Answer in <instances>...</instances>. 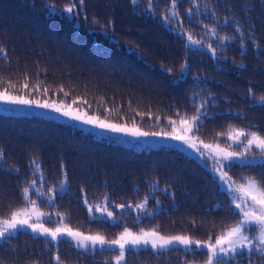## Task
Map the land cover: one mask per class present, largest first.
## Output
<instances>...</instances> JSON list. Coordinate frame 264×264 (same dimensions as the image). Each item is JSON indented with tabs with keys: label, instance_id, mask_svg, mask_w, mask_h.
Returning <instances> with one entry per match:
<instances>
[{
	"label": "trees",
	"instance_id": "16d2710c",
	"mask_svg": "<svg viewBox=\"0 0 264 264\" xmlns=\"http://www.w3.org/2000/svg\"><path fill=\"white\" fill-rule=\"evenodd\" d=\"M70 3L78 15L64 11ZM0 49V90L12 95L76 100L94 115L154 132H171L170 119L179 125L199 111L191 133L226 147L219 133L230 126L264 134V0H0ZM0 150V217L27 203L23 189L35 180L53 188L51 203L32 189L28 199L107 238L127 227L214 242L241 219L210 160L178 147L137 148L55 116L0 110ZM224 170L237 182L264 183V160ZM102 201L118 220L90 214L88 205ZM142 201L144 212L135 208ZM208 254L128 247L120 264H204ZM118 255L117 247L84 249L24 228L0 239V264H116ZM229 264H264V254L239 251Z\"/></svg>",
	"mask_w": 264,
	"mask_h": 264
},
{
	"label": "snow or ice",
	"instance_id": "6c2138e0",
	"mask_svg": "<svg viewBox=\"0 0 264 264\" xmlns=\"http://www.w3.org/2000/svg\"><path fill=\"white\" fill-rule=\"evenodd\" d=\"M78 2L82 4L83 0H78ZM132 3L135 4L136 0H132ZM171 3L174 6L178 3V0H171ZM49 7L54 6L50 5ZM64 11L78 15L75 3L68 4ZM188 11L191 12L192 9H188ZM53 14L52 12L49 13V15ZM175 14L173 12V15ZM165 19H167V16ZM212 35H216L215 29L212 30ZM223 39L231 38L225 37ZM187 40L194 45H201L202 43L200 39H195L191 33L187 34ZM208 48L211 49L213 55L216 54V49L212 48L211 44L208 45ZM0 53L6 57L3 49H0ZM23 87L27 89L28 84L25 83ZM38 87L39 85H37ZM46 91L47 89H45ZM249 95H254L251 89L249 90ZM259 99L264 101V95L260 96ZM0 101L20 105H37L45 109H52L55 112L62 113L64 116L84 121L87 124L95 125L102 129H110L114 132L129 133L134 136H170L178 141H182L195 149L201 156L209 155L212 157L213 171L218 174V179L224 185L225 190L231 194V203L233 205L231 214L241 217L235 224L225 226L219 230L214 242L212 236H209L206 241H201L198 239L194 240L186 235L163 236L156 229L147 231L140 229L139 232H133L127 227L119 233L117 238L108 239L99 233L86 235L79 230L72 229L62 222V213L56 214L60 219L55 221L56 226L54 228L46 227L43 217L51 216V214L40 211L36 201L28 199L30 185L23 189L24 198L27 200V203L23 207L12 210L8 217H0V239H6L21 228H28L33 233L50 236L53 241H58L61 236L71 237L76 242L77 247L84 249H88L90 246L92 249H95L97 245L101 248L105 245L116 246L119 249V255L114 258L116 264H120L125 259V252L129 246L133 250H137L140 245H151L153 249L167 248L174 244L183 245L187 249L195 245L198 248L207 249L209 254L205 264H229V258L234 259L238 249H247L251 252L253 245L256 250L264 254V183L252 176H241L242 182H237L228 175L227 171H224L225 167L231 169L233 166L245 163V158L254 148L258 149L261 157L264 158V134L230 126L227 133H219V135L226 136L231 143L228 147H221L219 144L204 143L202 140L189 135L194 129L198 130L199 128V111L190 118L181 116L179 126L176 121L170 119L169 123L173 129L171 132L150 133L142 131L135 125L128 127L125 124H117L106 119H100L98 116L87 115L86 112H81L79 109L73 107V104L77 103L76 100H73L70 104H66L63 101L57 103L56 101L50 102L49 100H33L28 99L26 96L11 95L7 90H4L0 91ZM200 107H203V105ZM201 144L203 145V149L209 151H203L199 147ZM233 144L241 145V151L231 150ZM3 155V151L0 150V157H3ZM35 183L36 181L33 180L32 185H35ZM118 207L123 209L125 205L120 204ZM135 207L142 208L144 204H139ZM91 208L92 206L89 205L90 211ZM100 211L104 212V209L101 208ZM106 215L113 217L112 212H107ZM55 259L58 262L60 260L59 256H56Z\"/></svg>",
	"mask_w": 264,
	"mask_h": 264
},
{
	"label": "rangeland",
	"instance_id": "374dc122",
	"mask_svg": "<svg viewBox=\"0 0 264 264\" xmlns=\"http://www.w3.org/2000/svg\"><path fill=\"white\" fill-rule=\"evenodd\" d=\"M0 91H4V90H0ZM28 99H30V98H28ZM33 100H36V99H33ZM38 100H40V99H38ZM41 101H43V100H41ZM49 101L51 102L52 100H49ZM56 102L59 103L61 101H56ZM64 103L70 104L72 102H64ZM73 107L79 109L81 112H86L87 115H90V116L91 115H94V114L88 112L86 109H84L82 107L76 106L74 104H73ZM0 110L7 111V112H15V113H40V114H44V115H48V116H55V117H58V118L67 120V121H69V122H71V123H73L75 125L81 126V127L85 128V129H88V130L92 131L93 133H95L96 135H103V136H107V137H113V138H116V139H118V140H120V141H122V142H124V143H126L128 145H131V146L137 147V148H139V147H148V146H158V145L178 147V148L183 149L187 153H189L191 155H194L196 157H199V158H208L210 160V162H211L209 164V168L211 169L212 173L217 178L218 183H219V186L225 190L224 185L218 179V174L213 171V160H212V157L211 156H209V155L201 156L200 153H198L195 149L189 147L184 142L178 141V140H176V139H174V138H172L170 136H155V135H149V136H134V135H131L129 133L114 132V131H112L110 129H102V128H99V127H97L95 125L87 124V123H85L84 121H81V120H75V119H73L71 117L64 116L62 113L55 112L52 109H45V108L39 107L37 105H20V104H14V103H9V102H5V101H0ZM94 116H97V115H94ZM98 117L100 119H106L104 117H100V116H98ZM106 120H108V121H110L112 123L125 124L128 127H132L133 125H135L136 127H138L136 124H130V123H125V122H118V121H113V120H109V119H106ZM138 128L141 129L140 127H138ZM141 130L142 131H146V132H150V133H154V131H147V130H144V129H141ZM189 135L195 137L192 133H189ZM204 143H207V142H204ZM211 144H218V143H211ZM220 146L221 147H226V146H223V145H220ZM199 147L203 151H205V152H208L209 151V150L203 149V145L202 144L199 145ZM231 150H233V151H241V147H240V150L239 149L238 150L231 149ZM256 150H257V154H255V155H252V154L247 155V157L245 158V161H259V160H264V158L261 157V154H260L259 150L258 149H256ZM30 185H31V188L30 189H32L35 192V194H37L38 197L44 198L47 203H51L52 194H53L52 193L53 188L50 189V190H47V189L43 188L41 186V184H37V183H35V185H32V183H30L29 186ZM228 194H230V193L228 192ZM49 197H51V199H49ZM34 201H36V204H37V201L38 200H34ZM39 204H40V207H39L38 204H37V207L39 208L40 211L51 214V216H45V217H43V219L56 220V221L58 219H60L56 215L58 213L57 211H55L53 209H44V208H42V204L40 202H39ZM139 204H143V201L140 202ZM91 206H92V208H91V211L89 210V212L93 216L105 217V218H108L109 220H112V221L118 220L120 218V216H121V215L118 216V215L114 214V212L112 210H109L106 207V205H105V203L103 201L102 202H98V203L97 202L96 203H93V204H91ZM101 208L104 209V212H101L100 211ZM135 208L136 209H139L142 212L145 211V209H143V207L142 208L135 207ZM88 209H89V205H88ZM107 212H112L113 213V217H115V218L107 216L106 215ZM54 224L55 225H52V224L51 225H46L45 224V226L46 227H53L54 228L56 226V223H54ZM67 226H69V225H67ZM69 227H71V226H69ZM71 228L74 229V230H78V229L73 228V227H71ZM24 229H27V230H30L31 231V229H28V228H24ZM81 232H83V231H81ZM133 232H139V231H133ZM83 233L86 234V235H88V234H97V233H88V232H83ZM100 235H102V234H100ZM177 235H185V234H177ZM163 236H173V235H163ZM186 236H189V235H186ZM45 237L51 239L50 236H45ZM61 237L68 238L72 243H74L76 245V242L74 240H72L71 237H68V236H61ZM189 237H191V236H189ZM115 238H117V237L108 238V239H115ZM192 239L196 240L195 238H192ZM201 241H204V240H201ZM174 245L181 246V247L185 248L183 245H180V244H174ZM147 246L151 247V245H147ZM97 247H100V246L97 245ZM104 247H116V246L105 245ZM129 247H131V246H129ZM139 247H144V245H140ZM89 248H91V246ZM191 248H197V249H199L195 245L190 246L187 249H191ZM252 249H256L254 245H253V248ZM243 250L244 251H248L247 249H243ZM243 250H239L238 249V252L239 251H243Z\"/></svg>",
	"mask_w": 264,
	"mask_h": 264
}]
</instances>
